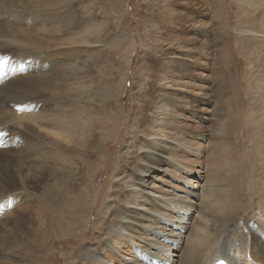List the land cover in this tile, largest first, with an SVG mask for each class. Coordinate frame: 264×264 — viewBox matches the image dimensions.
<instances>
[{
  "label": "bare ground",
  "instance_id": "6f19581e",
  "mask_svg": "<svg viewBox=\"0 0 264 264\" xmlns=\"http://www.w3.org/2000/svg\"><path fill=\"white\" fill-rule=\"evenodd\" d=\"M30 1L0 0V37L10 36L13 40L18 35L13 14L5 20L2 8L10 12L15 8L26 10ZM236 1V9L244 18L233 26L242 63L236 73V83L230 77L224 56L226 45L233 50L231 32L224 29L230 19L225 22L222 15V25L219 26L216 19L213 29L223 70L214 66V80L206 83L209 73H201L200 80H194L193 71L184 70H177L181 76L176 79L155 77L147 92L148 100L142 101V106L133 107L141 132L140 143L133 144L137 153L131 157L132 165L124 184H119L123 192L116 189L118 176L126 171L121 167L113 176L116 184L109 194L110 203L101 205L113 215L102 221L107 236L102 238L98 249H93V245L88 247L83 241L75 251L80 261L84 257L90 264H212L223 256L232 264H264V0ZM173 42L162 65L169 71L189 61L186 67L192 69L196 59L193 50L175 53L174 49H182L181 46L183 51L187 48L178 41ZM15 50L0 58V131L4 132L0 148L20 141L17 131H21L22 136L26 133L32 142L45 138L41 135L42 110L39 114H30V120H23L5 103L14 100L33 108L39 106L40 88L51 89L53 80L60 85L67 70V64L64 69L58 67L59 76L54 78L55 67L48 60V63L42 61L44 73L41 74L37 57L34 55L29 60L23 43L18 42ZM209 62L208 56H202L203 68ZM29 68H33L30 74L22 75ZM240 74L246 77V92L240 95V100H247L245 107L238 101V93L244 87L242 79H238ZM69 84L67 88L62 86L64 90L59 89L68 94V104L65 101L52 109L50 129L54 139L43 141L45 149L40 152H52L59 167L63 159L70 169L83 148L96 149L90 146L92 142H86L88 139L102 145L110 138V133L119 128L107 111L104 110L103 115L97 110L115 96L111 87L99 92L98 102L92 105L91 91L88 95L83 90V97L79 91L74 95V79ZM30 85L31 92L24 94L23 89ZM101 99L105 100L100 102ZM9 104L23 109L14 102ZM208 120H212V124L207 133L202 124ZM75 121H79L81 132L74 134ZM107 123L114 126L112 130L104 129ZM101 131L102 136H99ZM6 132L10 139L5 136ZM240 132L243 134L238 135ZM59 142L68 143L62 156ZM31 147L33 145H29ZM200 153L206 163L193 167L198 164ZM84 160L87 161V157ZM4 163L0 158V168ZM18 184L23 183L18 180ZM14 190L5 191L4 195L18 191ZM66 204L72 205L68 195L57 197L54 210L44 219L56 223L51 229L55 238L72 236L76 234L75 225L79 226L77 219L75 225L67 221L71 217L69 208H57ZM43 222L38 219V225L33 228L37 243L50 228L43 227Z\"/></svg>",
  "mask_w": 264,
  "mask_h": 264
},
{
  "label": "rangeland",
  "instance_id": "374dc122",
  "mask_svg": "<svg viewBox=\"0 0 264 264\" xmlns=\"http://www.w3.org/2000/svg\"><path fill=\"white\" fill-rule=\"evenodd\" d=\"M237 5L236 0H31L26 10L15 8L10 12L8 8H2L5 20L13 14L12 21L18 35L13 40L10 36L0 37V58L16 51L19 42L23 43L28 59L34 55L37 57L41 74L44 73L43 62L48 63V60L55 67L54 78L59 76L58 67L64 69L67 64V70L60 85L53 80L51 89L45 86L38 90L41 93L39 106L33 108L30 104L14 100L5 103L23 120H30V114H39L42 110L41 135L45 138L32 142L26 133L22 136L21 131H17L16 137L20 141L0 148V151H6L0 152V158L5 161L0 168V264H79L80 257L75 255V251L83 241L88 247L99 248L100 241L107 236L102 221L113 216L111 210L106 212L101 205L110 203L109 194L116 184L113 176L120 172L121 167L126 171L118 176L116 189L123 192L119 184H124L132 165L131 157L137 153L134 145L141 141L140 125L132 112L133 107L142 106L148 100L147 92L155 77L176 79L181 76L177 70H184L193 71L194 80H200L201 73H209L206 83L214 80V66L223 70L214 35L216 19L221 26L222 15L225 22L230 19L229 26L224 25V29L231 32L233 50L226 45L224 56L228 61L230 77L236 83V73L242 63L236 49L237 35L233 26L244 21L239 9H236ZM173 41L187 48L183 51L181 46L182 49H174L175 53H190V48L193 50L196 59L192 69L186 67L189 61L169 71L162 65V59L173 48L170 45ZM202 56L210 59L206 68L201 66ZM32 69H26L22 75L30 74ZM73 79V94L79 91L82 95L84 90L90 95L91 91V97H94L90 102L92 105L98 102L99 92L109 87L114 90L113 99H107L97 110L103 115V111H107L119 129L111 132L110 138L102 145L88 139L86 142H92L90 146L96 149L83 148L69 169L63 159L59 167L52 152L40 151L45 149L46 140L54 139L50 129L52 109L65 101L68 104V94L66 91L59 92V89L67 88ZM238 79H242L244 84L241 93H238V101L240 106L245 107L247 100H240V95L246 92V77L240 74ZM30 87L24 88L23 93H30ZM11 102L23 106V109L13 107L9 104ZM78 124L79 121H75L74 134L81 132ZM211 124L212 120L205 121L203 130L210 132ZM103 126L111 130L114 127L111 123ZM67 144L59 142L61 156ZM29 145L33 147L29 148ZM197 160L198 164H193V167H202L206 163L203 153ZM202 178L204 180V176ZM18 180L23 183L21 186L16 185ZM10 189L18 191L4 195ZM61 195H68L72 205L57 208H69L71 217L67 221L74 224L77 219L79 226L74 224L76 234L55 238L51 229L56 223L44 219L54 210L57 197ZM38 219L44 221L43 227L50 226L39 243L32 235ZM82 258L80 264H90Z\"/></svg>",
  "mask_w": 264,
  "mask_h": 264
}]
</instances>
